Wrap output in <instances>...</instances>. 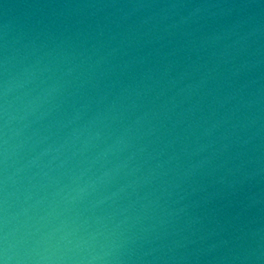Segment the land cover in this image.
<instances>
[{
    "label": "water",
    "instance_id": "obj_1",
    "mask_svg": "<svg viewBox=\"0 0 264 264\" xmlns=\"http://www.w3.org/2000/svg\"><path fill=\"white\" fill-rule=\"evenodd\" d=\"M0 264H264V0H0Z\"/></svg>",
    "mask_w": 264,
    "mask_h": 264
}]
</instances>
